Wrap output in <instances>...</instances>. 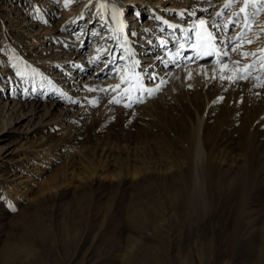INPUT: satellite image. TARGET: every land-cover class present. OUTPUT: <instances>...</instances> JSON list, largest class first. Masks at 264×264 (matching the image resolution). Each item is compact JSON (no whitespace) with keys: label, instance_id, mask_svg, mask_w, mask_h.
I'll return each instance as SVG.
<instances>
[{"label":"rangeland","instance_id":"rangeland-1","mask_svg":"<svg viewBox=\"0 0 264 264\" xmlns=\"http://www.w3.org/2000/svg\"><path fill=\"white\" fill-rule=\"evenodd\" d=\"M139 1L153 0L133 5ZM201 1L166 3L184 8ZM238 4L232 1L218 18L220 25L230 12L239 18ZM134 6L126 14L130 23L147 19L149 26L155 12L144 15ZM82 8V24L72 29L71 21ZM93 8L90 0H0V88L17 82L21 89L50 91L44 100L48 105L66 98L57 91L62 79L53 76L57 68L39 62L72 52L92 58L94 45L102 39L88 25L96 21ZM211 12L204 8L199 14ZM168 17L187 19L185 14ZM231 20L227 23L239 21ZM249 22L238 33L235 26L226 33L234 41L230 50L223 48L228 52L223 78L206 83L197 71L185 74L180 69L167 100L158 99L159 106L149 111L135 108V103L110 108L107 97L90 99L89 122L77 138L67 134L80 129L71 122L36 129L45 107L32 120L27 117L14 126L11 118L21 109L8 115L5 102L14 96L0 99V264H247L258 250L264 251V61L256 60L263 66L242 81L232 59L253 41L258 48L264 42V30ZM151 30L158 34L165 29ZM89 62L83 67L86 79L104 61ZM201 120L202 131H217L219 141L213 146L218 159L206 173L218 188L211 191L214 200L207 216L198 219L186 205L173 207L167 193L151 187L179 169L185 148L180 132ZM248 145L256 151L249 152ZM173 176L170 180L177 181L179 176ZM142 206L144 216L130 220L131 210ZM234 206H239L237 215Z\"/></svg>","mask_w":264,"mask_h":264},{"label":"bare ground","instance_id":"bare-ground-1","mask_svg":"<svg viewBox=\"0 0 264 264\" xmlns=\"http://www.w3.org/2000/svg\"><path fill=\"white\" fill-rule=\"evenodd\" d=\"M135 1L136 0H90V4H94L93 13L95 12L96 18H94L96 21L92 20L95 26L90 23H88V25L89 28H96V30H92V33L100 34L98 38H102L99 45L96 43L94 45L95 48H91L93 49L90 53L92 58L87 59L88 57L81 52H72L71 55L67 54L66 57L60 56V58L57 57L54 60L39 62L40 64L51 63L53 67L57 68L53 76L56 79L62 78L60 82L61 86L57 91L60 95L65 94L66 96H64L66 98H62L61 100L57 98L55 99V105L54 101L48 105L44 100L49 97L50 91L42 93L40 91L41 89H21L17 82H15L14 85L10 84V87L0 88V99L5 98L8 94L14 96L13 99L5 102V105H10L7 109V114L12 115L18 109H21L19 115L11 118L14 126L17 125L16 123L22 122L24 118L30 117L29 119L32 120L36 117V114L45 107V118L37 124L38 127H36V129L55 125L63 126L66 122H71L76 126H80V129L76 132L75 129L73 130L72 128L67 134H69L70 137L77 138L81 134L79 133L82 129L81 126L84 127L89 122L87 118L90 116L88 104V100L90 99H94L93 102H95L107 97L110 108H114L120 103H128L130 105L135 103L139 104L135 108L139 107L137 109H146L149 111L152 106L158 105V102L160 103L158 99L167 100L166 95L171 93L172 87H174V80L178 78L180 69H184V72L186 71L185 74L189 69L197 71V73L202 74L200 76L204 77L206 83H210L215 77H222L225 74L224 71L228 68V64L226 60L224 61V55L227 52H225L224 49L230 50V44L234 41V37H229L226 34V25H228L227 20L233 19L231 21H235L237 19H235V15L233 16L230 12L228 17L225 18L220 25L218 23V18L222 15L218 17L216 13L220 12L223 14L234 0H203L199 3H188L184 8L180 5H176L174 2L172 4L166 3L167 0H153L148 3L144 0V3L139 1L136 2L137 4L134 6L133 3ZM196 3L199 5L195 6ZM225 4H229L230 6L225 8ZM132 6H134L133 8H135L137 12H143L144 15H146V13L150 15L155 12L153 16L155 19L150 20L149 26L148 23H146L148 22L147 19L140 22L138 21V24L135 21V23H130L132 19L128 18L126 14L129 9H132ZM204 8H211L212 12L207 16H200L202 13L199 14V11ZM237 8L240 11H238L236 16H239L240 19H238L239 24L236 25L235 33H238L237 31L240 27L243 28L242 25L250 20L254 21L255 25L258 26L257 30H264V0H239ZM241 8H245V11L241 12ZM84 10H86V8L81 9V12L78 14L79 17L72 19L70 24L72 29L82 24V20L79 19L81 17L80 14L85 12ZM173 14L178 16L185 14L187 15V19L184 21L182 17L173 19L172 21L168 16ZM190 14L192 16H190ZM257 15H259V17H253ZM89 19V21H91L92 16ZM200 20L209 23L207 25H201L199 24ZM213 21L219 26L218 29L210 26ZM161 23L165 30H163L156 39L157 34L151 29H163ZM85 27H87V25H85ZM168 30H171L173 33L170 35L167 32ZM150 32L152 34H150ZM176 32L178 38L174 37ZM208 32H211L216 38L213 42V45L216 46V50L209 58H204V54L211 50L207 44ZM138 35L143 37L139 39L140 37L138 38ZM232 36L236 35L234 34ZM67 37H70V35H67ZM144 37H146L147 40L143 39ZM179 42L182 43L178 48L177 44ZM253 42L252 45L250 44L242 49V51H238L237 55L232 58L236 63V77L242 81L248 73L251 74L252 71H256L262 67L256 64V60L260 62L264 61V42H262V46L259 48L257 40ZM166 43L168 45H165ZM161 45L167 46V49L171 47V49H169L167 53H164L160 48ZM181 45H183V47L180 50ZM142 46H146V48L144 49ZM68 51L69 50H65L64 52L66 53ZM151 53H155L157 56L152 59V57H150ZM242 53H254V55L242 57ZM154 60L156 61L154 62ZM239 60L243 61V63L239 64ZM86 61H90L91 63L95 61L96 64L99 61H104L103 64L96 67L95 74L90 79H86V71L83 69V67L86 66ZM118 63L119 65H117ZM247 65H251V68H246L245 66ZM26 68H23V72L26 71ZM109 73H111L112 76L106 77L103 82H100L101 77L103 78L105 75H109ZM72 83L74 84L72 85ZM67 84L70 85L68 86ZM117 85H119L118 88ZM51 87L50 90L52 89ZM74 90L80 91H78V93L73 92ZM18 94L20 96L19 100L15 99ZM198 97L200 98V96H194V100H199ZM114 100H118L119 103L112 102ZM78 103L81 105L76 106ZM199 103L201 102L197 104ZM255 118L256 115H254V119ZM202 121L203 120H201V122L199 121L198 126H184L185 130L183 129L184 127L182 128L180 137L185 148L178 158L181 164L179 169L174 170L170 175L164 176L162 182L157 183L155 181L156 183L151 187L162 189V192L167 193L169 197L168 201L174 205L173 207L179 209L186 205L192 212L191 216H195L198 219L207 216L206 211L210 208L214 200L211 191L213 188H218V183L210 179V175L208 176L206 173V171L211 170L213 167L214 160L218 159V155L215 152L216 148L213 146L216 143L214 141H219L216 138L217 131H213L212 129H210V131H202ZM245 126L249 129L247 124H245ZM249 139H252V137ZM246 149L251 153L256 151L252 145H248ZM173 174L179 177L183 175V177L182 179L178 177V180L174 182L170 180L173 179ZM180 180L181 182H179ZM143 191H146V189H143ZM175 203L177 205H175ZM238 208L239 206H234L233 208L236 215L239 211ZM143 209H145V206H142L141 210H131L132 213L129 214L130 220L143 217ZM263 229L264 227L261 230L262 235L264 233ZM66 245L70 246L69 243ZM67 246L65 250H67ZM258 252L259 254H257L253 261L247 264H258L263 262V248L258 250L257 253ZM125 255H127V252ZM150 259L154 260V256H151ZM126 264L130 263L126 262ZM157 264H160L159 261H157Z\"/></svg>","mask_w":264,"mask_h":264},{"label":"snow or ice","instance_id":"snow-or-ice-1","mask_svg":"<svg viewBox=\"0 0 264 264\" xmlns=\"http://www.w3.org/2000/svg\"><path fill=\"white\" fill-rule=\"evenodd\" d=\"M230 5L229 4H225V8H227V7H229ZM102 7H103V5H102ZM243 11H245V8H241V12H243ZM216 15L219 17V16H221L222 15V13H220V12H217L216 13ZM209 22H207V21H203V20H200L199 21V24H201V25H207ZM211 27H214V28H218L219 26L213 21L212 23H211V25H210ZM216 38L213 36V34L211 33V32H208L207 33V44H208V46H209V48L211 49L207 54H211L212 53V51H215V48H214V46H213V42H214V40H215ZM238 40H239V37L237 38ZM251 42V41H250ZM181 47H183V45H181ZM232 50H235L234 48L232 49ZM242 55V57H245V56H247V55H254V53H242L241 54ZM246 68H248V69H250L251 68V65H247V66H245ZM223 78V77H222ZM119 87V85H117V88ZM112 102H114V103H119V101L118 100H114V101H112ZM126 106H130V105H126Z\"/></svg>","mask_w":264,"mask_h":264}]
</instances>
